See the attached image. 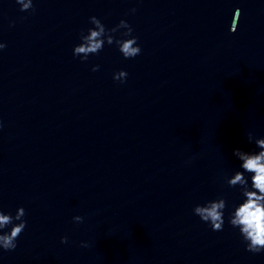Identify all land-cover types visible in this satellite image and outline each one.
<instances>
[{
    "label": "water",
    "instance_id": "95a60500",
    "mask_svg": "<svg viewBox=\"0 0 264 264\" xmlns=\"http://www.w3.org/2000/svg\"><path fill=\"white\" fill-rule=\"evenodd\" d=\"M34 4L0 0V207L27 220L0 264H264L192 210L238 198L233 148L264 135V0ZM92 14L128 20L141 52L73 55Z\"/></svg>",
    "mask_w": 264,
    "mask_h": 264
},
{
    "label": "clouds",
    "instance_id": "9594fccd",
    "mask_svg": "<svg viewBox=\"0 0 264 264\" xmlns=\"http://www.w3.org/2000/svg\"><path fill=\"white\" fill-rule=\"evenodd\" d=\"M21 10H35L34 0H17ZM132 12L135 11L133 7ZM241 12L240 7L235 13L229 26L230 31L237 28V18ZM89 25L81 28L79 42L73 45V55L86 61L90 54L98 53L104 45L115 44L124 57H134L141 52L138 37L133 34V27L123 17L118 23L108 27L100 17L95 14L89 16ZM15 23V21H10ZM6 42L0 40V50L4 49ZM92 70L99 69L100 65L92 64ZM127 69L120 68L113 72V79L123 82L127 77ZM4 122L0 119V128ZM248 140L254 144L251 149L241 147L233 148V154L239 161L238 165L226 175V183L237 189L239 196L229 203L224 194L197 202L193 206V213L209 224L214 230L224 227L225 219L238 231L246 249L252 252H264V135L256 136L247 131ZM25 207L17 205L15 211L0 207V249H14L17 246V237L25 228ZM74 221H82L83 216L75 214ZM61 241L68 237L63 235ZM87 246L88 241L80 242Z\"/></svg>",
    "mask_w": 264,
    "mask_h": 264
}]
</instances>
